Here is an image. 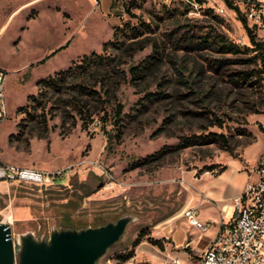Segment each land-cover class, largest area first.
Masks as SVG:
<instances>
[{"label": "rangeland", "instance_id": "rangeland-1", "mask_svg": "<svg viewBox=\"0 0 264 264\" xmlns=\"http://www.w3.org/2000/svg\"><path fill=\"white\" fill-rule=\"evenodd\" d=\"M100 2L0 0L8 109L0 155L61 170L48 183L0 182V221L11 226L17 249L24 232L47 238L65 221L81 228L130 213L135 219L97 264H195L201 250L190 237L205 244L219 201L228 206L227 196L244 180L237 164L251 168L264 145L257 141L264 132V72L253 51L232 40L243 26L213 6L190 13L185 0H138L134 14H123L126 3L113 0L111 14ZM154 42L158 62L133 81L130 65L149 59ZM92 52L104 55L92 57L94 72L68 75L60 91L41 84ZM94 83L110 89L108 98L90 91ZM39 87L45 93L37 95ZM95 118L100 125L91 131ZM186 205L213 226L202 232L186 225Z\"/></svg>", "mask_w": 264, "mask_h": 264}, {"label": "built area", "instance_id": "built-area-1", "mask_svg": "<svg viewBox=\"0 0 264 264\" xmlns=\"http://www.w3.org/2000/svg\"><path fill=\"white\" fill-rule=\"evenodd\" d=\"M188 2H193L190 13H200L195 0ZM215 5H219L220 12H226L231 20L243 26L242 32L232 35L236 44L253 46L243 18L257 37L264 40V0H218ZM6 77L7 72L0 68V122L8 112L4 86ZM99 125V120L95 118L89 129L98 130ZM93 162L98 164V161ZM60 172L8 162L0 155V182L48 183L56 180ZM254 172L256 177L247 181L242 191L231 198L233 217L220 225L209 243V250L202 251L199 264H264V152L258 158ZM182 214L201 231H207L212 225L211 220L198 217L194 205H186Z\"/></svg>", "mask_w": 264, "mask_h": 264}, {"label": "water", "instance_id": "water-1", "mask_svg": "<svg viewBox=\"0 0 264 264\" xmlns=\"http://www.w3.org/2000/svg\"><path fill=\"white\" fill-rule=\"evenodd\" d=\"M134 219L135 215L128 213L98 225L53 228L47 238L24 232L19 234L17 249L11 226L0 221V264H97Z\"/></svg>", "mask_w": 264, "mask_h": 264}, {"label": "trees", "instance_id": "trees-1", "mask_svg": "<svg viewBox=\"0 0 264 264\" xmlns=\"http://www.w3.org/2000/svg\"><path fill=\"white\" fill-rule=\"evenodd\" d=\"M123 2H125L126 4L124 5V11H129L131 12L132 14H134L132 12V8L133 7H136L138 6V0H122ZM243 20V23L244 25L246 26L247 30H248V33L250 35V39H251V42L253 44L252 47H249V46H246V48L248 49H251L253 51V56L255 59H258L259 60V64H260V72H264V40L261 39V38H258L256 33H254V31L248 26V22L245 18L242 19ZM113 39L110 41V42H113L114 40H116V36H118V31H116V29L113 31ZM225 34L222 33V35L220 36L221 38V44H226L225 46L228 45V41L226 40L227 37L225 36ZM124 43V42H121V44ZM108 43H105L103 45V49L105 50L106 49V46H107ZM153 54L150 56L149 59L145 60L143 63L141 64H138V65H130L129 69H130V72L132 74V79L133 81H135L138 77L141 76V74L145 71H148L150 70L153 65L158 62V58L160 57L159 55V51L161 50V47H159L158 43L157 42H154L153 43ZM234 44H236L234 42ZM238 45V44H237ZM144 45H139L138 48H141L143 47ZM224 46V45H223ZM225 48V47H223ZM135 50V49H134ZM221 50H224V51H228L229 49H221ZM133 52H131L130 55H132ZM96 57L98 56L99 58H101L102 60L101 61H104V55L103 53H95V52H92L90 55H84V57L82 58V61L80 63H76L74 65H71L69 66L66 70H60L58 72H56L54 74V76H48L47 78H43L41 80V84L42 83H45L46 85L48 84L49 86L53 85L54 87H57V89L60 91V84L63 83V80L70 74H74V73H80V72H83V73H86L87 71H90L91 73L94 72V69H91L92 68V62H93V59L92 57ZM95 60V59H94ZM93 77V75H91ZM98 82V81H97ZM98 84V83H94V85H92V87H90V91L94 92V93H97L98 94V98L99 99H102V94L104 95H107L105 96L102 100H104L105 98H108V96L110 95V89L108 87L105 88V85L102 84L101 87L99 89H96L94 88V86ZM45 93V91L42 89V87H39L38 89V93L37 95L39 94H43ZM35 94H31L29 95V97L31 99H35L37 98ZM28 106L27 104L22 106L21 108H24ZM122 109H123V104L118 102L116 104V108H115V113L116 115H120L121 112H122ZM161 126L157 129V132L158 131H161ZM220 138L222 139V142L223 144H227V136L224 135V134H220ZM163 151H158L154 154H152L150 156V158L152 157H156V156H160L161 153ZM226 168L225 165L221 166L220 169L218 170V173L222 172L224 169ZM107 220H103L101 221L100 223H104L106 222ZM69 221H65L63 222V227H66V228H69V227H74L72 224L68 223ZM99 223V224H100ZM140 237H137L135 242L137 243L138 240H139ZM133 255V253H128L126 255H124L122 257V260H126L128 259L129 257H131Z\"/></svg>", "mask_w": 264, "mask_h": 264}, {"label": "crops", "instance_id": "crops-1", "mask_svg": "<svg viewBox=\"0 0 264 264\" xmlns=\"http://www.w3.org/2000/svg\"><path fill=\"white\" fill-rule=\"evenodd\" d=\"M101 2H100V4H99V6H100V8L103 10V12L104 13H111V14H114V12H113V8H117V6L115 5H113V0H100ZM186 2H188V0H185ZM195 1H198L200 4H201V6L203 7V6H205V5H210V6H214L217 2H218V0H195ZM188 4H189V6L191 5V2H188ZM122 10V9H121ZM115 18V17H114ZM115 20V19H114ZM259 137V139L257 140V141H264V132H263V135H259L258 136ZM256 141V142H257ZM264 152V145H263V147L257 152V153H255V156L254 157H252V160H256L255 161V164L251 167V168H249L248 170L247 169H245L243 166H242V163L241 162H239V164H237V168L239 169L238 171H240V173H242L243 175H244V180H243V182H242V184H241V186H239L236 190H234L230 195H228L227 196V199H228V206H225L226 204L224 203V202H220L219 201V203H218V208H219V215L220 216H218V218L217 217H215V219H216V227H215V230H214V232H213V234L209 237V239L205 242V244L203 245V246H199V239H192L191 237H190V239H189V242H190V244H192L193 245V248H197V249H199V250H201V253H202V251L208 246V244L210 243V241L212 240V238L216 235V233L218 232V230H219V227H220V225L222 224V223H227V222H229V220L233 217V214H234V207H233V205H232V203H231V198L234 196V195H236V194H238V193H240L241 191H242V189H243V187H244V185H245V183L247 182V181H249V180H252V179H254L255 177H256V174H255V172H254V166L256 165V162H257V160H258V158L260 157V155L262 154ZM228 168V165H226V168L223 170V171H225L226 169ZM222 171V172H223ZM222 172H220V173H218V174H216L215 176H217V175H220ZM202 201V200H201ZM186 217V216H185ZM198 217H200L199 216V213H198ZM201 219H204V220H209V219H206V218H202V217H200ZM212 222V225L210 226V228L213 226V223H214V221H211ZM186 225H190V226H194L188 219H187V217H186ZM195 227V226H194ZM197 228V227H196ZM209 228V229H210ZM198 229V228H197ZM208 229V230H209ZM198 230H200V229H198ZM207 230V231H208ZM202 232H206V231H202ZM184 234L186 235V236H188V234L186 233V231H184ZM166 251L168 252V249H166ZM191 263H192V261H190ZM195 264H199V258L197 259V261L196 262H194Z\"/></svg>", "mask_w": 264, "mask_h": 264}, {"label": "bare ground", "instance_id": "bare-ground-1", "mask_svg": "<svg viewBox=\"0 0 264 264\" xmlns=\"http://www.w3.org/2000/svg\"><path fill=\"white\" fill-rule=\"evenodd\" d=\"M195 3L197 4L198 12H200L203 7L201 6V4L198 1H195ZM213 7L215 8L216 12H218L220 14H225L226 13V12H220L219 11V5H214ZM190 9H193V2H191ZM208 250H209V244L203 251H208Z\"/></svg>", "mask_w": 264, "mask_h": 264}]
</instances>
